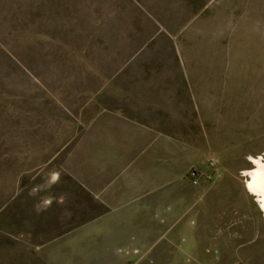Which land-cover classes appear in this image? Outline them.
<instances>
[{
    "label": "rangeland",
    "instance_id": "obj_1",
    "mask_svg": "<svg viewBox=\"0 0 264 264\" xmlns=\"http://www.w3.org/2000/svg\"><path fill=\"white\" fill-rule=\"evenodd\" d=\"M111 115L157 185L108 212L67 166ZM258 156L264 0H0V264H264Z\"/></svg>",
    "mask_w": 264,
    "mask_h": 264
},
{
    "label": "crops",
    "instance_id": "obj_2",
    "mask_svg": "<svg viewBox=\"0 0 264 264\" xmlns=\"http://www.w3.org/2000/svg\"><path fill=\"white\" fill-rule=\"evenodd\" d=\"M84 135V148L67 169L78 187L108 211L140 202L157 185L156 122L107 117ZM118 120L123 122L117 123ZM139 205V204H138Z\"/></svg>",
    "mask_w": 264,
    "mask_h": 264
},
{
    "label": "bare ground",
    "instance_id": "obj_3",
    "mask_svg": "<svg viewBox=\"0 0 264 264\" xmlns=\"http://www.w3.org/2000/svg\"><path fill=\"white\" fill-rule=\"evenodd\" d=\"M249 163L252 169L243 172L247 178L246 189L256 198V202L262 214H264V156L250 157Z\"/></svg>",
    "mask_w": 264,
    "mask_h": 264
},
{
    "label": "built area",
    "instance_id": "obj_4",
    "mask_svg": "<svg viewBox=\"0 0 264 264\" xmlns=\"http://www.w3.org/2000/svg\"><path fill=\"white\" fill-rule=\"evenodd\" d=\"M191 179L194 181L195 184L198 183L199 176L196 174V172L191 173Z\"/></svg>",
    "mask_w": 264,
    "mask_h": 264
}]
</instances>
